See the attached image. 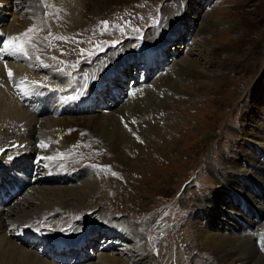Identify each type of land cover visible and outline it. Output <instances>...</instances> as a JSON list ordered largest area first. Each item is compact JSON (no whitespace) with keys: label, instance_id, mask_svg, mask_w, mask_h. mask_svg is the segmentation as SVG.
Returning <instances> with one entry per match:
<instances>
[{"label":"rangeland","instance_id":"rangeland-1","mask_svg":"<svg viewBox=\"0 0 264 264\" xmlns=\"http://www.w3.org/2000/svg\"><path fill=\"white\" fill-rule=\"evenodd\" d=\"M6 1L7 6L6 4L5 6H0L1 30L4 31L10 24L14 25L15 21V25L17 24L18 27H21L20 24L25 26V24L20 22L28 20L29 14L30 16H34L33 11L32 13L29 12V9L22 11L19 7L13 9L11 7V0ZM24 1L28 3L25 4L27 7L32 4V0ZM47 1H49V5H47L51 9V11L44 10L43 12L44 22H47L44 25L36 26L35 32L31 36L35 44H40L39 48L35 49L36 52L45 48V54L36 53L40 57V60L39 62H32L33 67L40 70L39 67L42 65H50L51 67H56L58 70V73L56 71L57 74L54 76L55 78H53L51 74L55 73V70L51 69L50 71L53 73H49L46 67L42 66L45 69H41L40 73L47 85H57L60 82H65L67 88L76 70L80 72L83 67H89L95 58H100V55H109V58H112L113 62L107 63L106 66L116 63L117 61H114V59L126 58L127 53L123 51L129 47L128 44L134 50L136 47H140L142 42L149 41L150 37H154L156 34L153 36V32H156L157 36L158 34L159 36L162 34L165 37L164 31L167 29L169 32L168 28H173V23L180 24L183 29L179 26L173 28L170 31L173 33L171 34L172 39L175 38V40L165 39V41L167 40V45H165L167 48L165 51L167 59L171 60L173 58L171 56L173 51L177 50L178 53L174 54L175 59L173 61L177 59L189 60L191 58L199 62L201 58L196 57L198 53L196 47L199 43L200 46L212 44V49L215 53L219 52L229 55V59L226 62L222 63V61H218L219 65L214 64L215 67L211 69V73L213 74L211 84L197 76L196 78L189 77L183 81V86L177 91L178 94L171 95V92L168 93L172 97L170 102L167 103L168 109L161 107L159 108L161 111L156 112L157 115L155 114L153 118L150 117V124L158 125L157 127L159 128L158 132L152 135L153 147L158 146L159 149L158 151L151 149L153 153L148 152L149 150L146 151L144 162L143 164H139L140 166L136 172L129 171L128 173L126 170L121 171L116 167L118 166L116 155H112L110 156L111 159L109 157L106 161L109 164L107 165V169L100 170L98 173V176L101 175L102 182L96 185V189H94L96 193L85 190L86 196H90L94 201L93 204L89 203L84 207V209L88 208V210L87 214L81 215V224L83 226L77 224L81 232L84 233V228H87L86 221L89 220H91L92 224L97 223L98 227L105 226L107 222L103 218L104 216L108 219L109 217L113 219L116 226L119 225V229L125 226L129 232L131 231L130 229L134 228L132 231L138 232L139 235L136 234V236H138L137 239H140L137 240L135 234L128 233L125 235L121 233V235L119 231L114 236L102 234L95 245H90L91 248L85 249L83 253L87 256L83 255V261L75 263L88 264L94 261L100 253H113L114 256L126 259V261L138 260L139 257L143 256L144 262H154L156 264H218L217 258L214 257V254L210 253L202 238H199L197 235L195 236L194 233L195 223L202 228V232L209 231L208 225H204V220L202 219H200L201 223L195 222L191 210L196 207V202L200 203L207 196L208 198L210 197L209 200H212L213 195L209 194L217 193L219 189H222L221 183H223L222 179L225 177L233 179L232 176H234L237 187L240 189L241 182L246 180L247 176L252 182L254 181L253 183H257L256 181L261 182L263 185L262 192L264 190V169L252 170V172H256L253 174L254 176L261 175L259 180L249 177L247 173V175L244 173L246 171L249 172L250 168L254 166L251 162L264 166V152L262 153L264 145L260 146L261 143H264V0H193L196 6H198L197 14L185 13L183 0H125L105 9L97 21L85 24L86 26L82 22L77 26L78 22L76 19L75 21L71 18L68 19L69 16L65 14L66 10L64 11L63 8L58 6L55 10L57 7L54 4L56 3L55 0ZM15 2L19 4L21 0H16L13 4ZM61 3L63 4V2ZM67 3L65 0L64 4L68 5L69 3ZM71 4L73 6L72 2ZM52 6L54 9H52ZM2 8L3 10H1ZM56 11L59 12V17H54ZM63 11L64 13H62ZM170 12H173V15ZM14 16H16L15 19H13ZM102 21H108L107 31H105V26L101 23ZM202 26L206 27L201 32L200 27ZM146 34H149V37ZM178 36L179 38H176ZM196 36L198 37L197 39L195 38ZM57 37L65 39H57ZM213 46L215 47L213 48ZM191 49H193L195 54L190 53ZM81 50H84L83 53ZM2 55L0 59H4L2 57H4L5 53ZM53 57L55 59H52ZM18 58L22 59L21 55H18ZM44 58H46L44 61L50 64H45L43 62ZM132 60L126 59V61ZM0 61L5 62L6 60ZM140 62L137 65L145 64L143 60ZM163 63V61H160L155 63V66H161ZM71 64L73 67H71ZM129 64L128 71L123 70L119 72V75L120 73L124 76L126 74V80L120 78V81L124 82V86L120 87L123 91L120 90L119 94L126 95L124 89L129 84L128 81L133 82L132 73H135L134 68H139V66L133 67L132 62ZM72 68L75 70L73 74H71ZM59 69H63V71H59ZM43 71H46V73ZM167 71L168 69L164 66L163 70L151 72L153 73L151 75L152 78H147L148 83L146 82L141 89L145 86H152V83L157 80L156 78L162 76L164 73L166 74ZM68 73L70 74L69 76ZM63 76H67L69 83L65 80L66 77ZM62 80L65 81L62 82ZM134 80L135 83L138 81L137 79ZM12 82H10V85ZM116 84L120 86L122 83L120 84L118 81H115L114 84L109 83L112 87H117L114 86ZM64 87V84L57 86L55 93H58V90L61 89L62 93L59 92V94L63 95L66 89ZM10 91L12 92V90ZM162 94L163 91L159 95L163 96ZM12 95H14V91ZM53 96L55 95L51 94V97ZM33 97L30 99L35 101V96ZM125 99H127V96H125ZM37 106L38 104L35 107L36 109L41 108V105ZM19 107L24 109L20 105ZM77 107L76 109L80 110ZM44 110L45 114L43 117H39V120L35 123L36 128L44 124L45 118L48 120L53 119L50 115H53L54 109L50 107V103L46 104L45 102ZM64 113V110H61L59 114L68 115ZM161 113H163L162 116H160ZM136 114L140 116L138 111ZM5 124L7 125V123ZM17 126L16 123L14 126L13 124H8L6 129H1L0 127V147H5V152H1L3 154L2 156L0 155V177L3 176V173L12 172L9 168L11 170L16 169V166H14L17 164L16 162L8 165L9 161L3 158L9 156L13 149L5 145H10L13 142V136L16 138L24 134V128ZM142 126L145 127L146 124L142 123ZM26 129L28 130L27 127ZM42 132L46 131L42 129ZM37 136L42 137L41 135ZM26 141L27 147L23 149H30L33 148L32 143L33 141L36 142V139L31 141L30 138L26 139ZM43 142L45 145L43 147L41 146V142L34 145L36 149H44L41 152L36 150V152L40 156L42 155V158L52 156L48 154L52 150H46L48 143L46 141ZM16 143L19 144L21 142L16 141ZM142 146L145 148L144 143ZM18 148L19 145L14 147L15 150ZM6 152L9 154H6ZM75 154L79 155L80 152L78 151ZM35 156L37 155L35 154ZM33 158L34 156L29 158L27 161L28 165L24 166V169L25 175H27L28 171L32 172L34 170L33 175L36 178L37 174L46 172L42 170L45 167L37 168V165L34 166L32 164L33 161L31 159ZM18 160H20V163L17 166L22 170V165H25V162L21 158L16 161L18 162ZM50 162L52 161L42 159L40 164L48 165ZM84 165L88 164L85 163ZM52 172V169H50V173ZM112 173H116L117 175H113ZM241 175L244 176L241 177ZM43 176L53 178L55 175L44 174ZM80 177L77 178L78 181L76 179L71 180L68 183L60 184V187H63V185L78 187L82 180L90 181L92 179L90 173L85 175L86 179L82 176ZM248 180L247 183H250ZM11 182H14V179ZM15 182L22 187V191L19 195H16L15 199L13 198L14 202L16 200H23L24 197L28 196H33L35 199L31 206L27 204L24 207L17 208V211H14V214L6 221L7 224H11L32 212L35 213L32 217H27L26 224L29 223L31 225L39 220L38 218L33 219L35 215L43 213L42 211H37L41 207V203L38 202L42 199L39 193L48 194L49 192L46 196V202L52 203V207L55 206V209L62 202L60 201L62 200L61 198L66 199V196L67 199L74 198L72 192L63 194L59 192L61 195L65 194V196L57 197L50 193V191H40L36 180L31 184L27 182L28 186L25 187H23L22 181L15 180ZM55 185L59 186V184ZM84 188L89 189L88 187ZM6 189L8 190V188ZM21 196L22 198H20ZM14 202H10V206H13ZM96 205V211H103L102 216L89 209ZM8 207L9 205L7 204L3 208ZM240 207L242 206L240 205ZM62 210L59 209L61 213ZM26 211L28 212L27 214ZM68 213H65L67 217L59 215L57 217H64L68 220L70 218L68 215H72L71 219L73 220L77 216V214L70 215V212ZM221 215L219 214V216ZM53 222L55 223L56 221ZM26 224L21 225V227L23 226L24 228ZM122 224L123 226H120ZM147 230L150 232L148 233ZM216 230H220L223 233L221 227L215 228L211 226L210 231L214 233ZM62 232L63 230L57 231L67 241L73 240L74 236H72V233ZM225 233H228V231H225ZM125 236L131 237L128 240ZM260 236L264 238L263 235ZM47 237H50V235L47 234ZM14 242L16 243V241ZM243 242H247L246 239H243ZM27 243L31 244L30 242ZM34 245L36 246V244H31V250L33 251L40 247V244H38L33 249ZM93 246L95 247L94 249L92 248ZM73 256V260L77 259V256L80 257L76 253H73ZM45 259L48 260V258Z\"/></svg>","mask_w":264,"mask_h":264},{"label":"bare ground","instance_id":"bare-ground-1","mask_svg":"<svg viewBox=\"0 0 264 264\" xmlns=\"http://www.w3.org/2000/svg\"><path fill=\"white\" fill-rule=\"evenodd\" d=\"M14 1L11 0V7L13 9H17L18 7L21 8L22 11L29 9V12H34V16H30L29 14V17L27 18L28 20L20 22L25 24V26L21 24V27H18L17 24L16 26V21L14 20V25L10 24L4 29V31L0 28V35H2L0 36V48H3L2 43L9 37H15L19 36L21 33H25L32 25H44V23L47 21L44 22L43 12L44 10L51 11V9L48 7L49 1L47 0H32V4L28 7L25 5L28 3L25 1L23 2V0H21V3L19 4L17 2L13 4ZM55 1L56 3L54 4L57 6L55 10L58 8V6L63 8L64 11L66 10L65 14L69 16L68 19L71 18L72 20L74 19V21L76 19L78 22L77 26L81 22L84 24V26H86L85 24H91L97 21L105 9L109 8L113 4H116L117 2H122L125 0H69V4L67 3L68 0H66L68 5L64 4L65 0ZM6 2V0H0V6H5ZM61 2H63V4ZM71 2L73 3V6ZM183 2L185 13L190 12L192 14H197L198 6H196V3L193 0H183ZM187 2L189 3L187 4ZM41 4H43V6H41ZM52 9H54L53 6ZM1 10H3V8ZM64 11L62 13H64ZM185 13L183 14L185 15ZM170 14L173 15V12H170ZM54 15V17H59V12L56 11ZM66 15L65 17L67 18ZM15 18L16 16L13 17V19ZM177 26L183 29V27L178 23L172 24L173 28ZM205 27H200L201 32L205 29ZM173 28H168L169 32L167 29L164 31L165 37L162 34L160 36L158 34L157 36V33L153 32V36L156 34L154 37H150L149 41L142 42L141 46L136 47L134 50L132 49V46L128 44L129 47L125 49L123 48V52L127 53L125 56L126 58H119L118 60L114 59V61H117L116 63H111L106 66L107 63L113 62V59L109 58V55H103L104 57L100 55V58H95L89 67H83L80 72L79 70H76L74 77H71L70 83L66 77L65 80L67 83H69V86L66 88L67 85L64 82L65 80H62V82H64L63 84L65 85L64 88H66L63 95L59 94L61 89H59L60 91L58 90V93H55V89L49 90L50 97L48 96V101L50 102V107L54 109L53 115L50 116L53 117V119L48 120L45 118L44 124H39V128L35 127V123L39 120V117H43L45 114L44 105L47 98L43 101L39 99V102H41L38 103V106L41 105V108L37 109L40 110V113L38 112L39 114L35 116L34 114L29 113L28 109L25 110L19 107L20 104L14 99L12 92L10 91L12 89H10L8 85H10V82L13 80L23 79L26 81V85L18 83V85H20L18 87L19 91L22 92L24 86H30L33 81L47 86L46 81L43 80L44 78L42 79V74L40 73L41 69L37 70L32 65L34 59L35 62H39V60L36 59V53L45 54V48L36 52L35 49L39 48L40 44H35V41L31 39V44L34 45V47L28 48V57H25L21 54L11 55L8 52L0 53V58L1 55L5 53L4 57H2L4 59L0 60H6L5 62L0 61V127L1 129H6L8 124H13L14 126L17 123L19 128L21 126L24 128V134L22 136H17L16 138L13 136V142L17 141L25 143L27 142L26 139L31 138V141L36 139V142L33 141L32 143L33 148L23 149V147H19L17 150L13 148L9 156L11 157L13 154L21 155L20 158L25 162V165H22V171L25 170L24 166L28 165L27 161L32 156H34V158L31 159V161H33L32 164L35 165L39 162L40 165L42 155L40 156L36 150L41 152L44 149H36L34 148V145L43 140L48 143L46 150H52L49 153H52L57 158L58 163L60 162L59 165L50 168L52 171H56L52 173H57V171L60 173L62 170L67 172V174H65L66 176L55 174L53 178L43 176L45 173H35L38 176L34 178L35 175H33V170L32 172L30 171L27 173L28 176H26L24 179L19 178L18 180L22 181V185L25 187L28 186L27 182L30 184L33 182L29 178L33 177L34 180H36V184L39 185L40 191H50V193L57 197L65 196V194L61 195L59 192H62V194L72 192L74 197L71 198L70 196L71 199H67L66 196L67 200L61 198L62 200L60 201L62 202L59 203V207L55 209V206L52 207V203L49 204L46 202V196L49 194V192L48 194L43 192L39 193L40 198L42 197V199L38 203H41L40 206L42 208L40 207L39 209L37 207V211H42L43 213L40 212L41 214L35 215L33 217V219L38 218L39 220L35 221L31 225H29L28 222V224H26L25 221L27 220V217H32L35 213L32 212L30 214L26 211V214L28 213L30 215L27 214L21 219L14 221L11 224H7L6 221H8V218L14 214V211H17V208H20L21 206L24 207L27 204L28 206H31L35 198L33 196H28L24 197L23 200H16L14 202L16 195H19V193L22 191V187L17 185L15 180L14 182H11L12 179H4L0 183V187L2 186L0 191H3L4 194L0 200V264H75L77 262L83 261V255L85 257L87 256L83 253L85 249L91 248L90 245H95L99 236L102 234L106 236L107 234L114 236L117 235V231H119L120 234L122 233L125 235L128 233L132 235L135 234L137 239L138 236H136V234L139 235V233L132 231V229H134L132 228L133 225H131L132 229H130L131 231L129 232L126 227L123 226V224L120 225L123 227L119 229V225L116 226L115 221H113V219L110 217L108 219L103 216L107 223H105V226L103 225L100 227L96 225L97 223L92 224L91 220L86 221L87 228H84V233L80 231V228L77 226V224H79V226H83V224H81V215L85 214L88 210V208L84 209V207L89 203L93 204L94 201L90 196H86L85 190L92 192L94 191L96 193L94 190L96 189V185L102 182V179L100 178L101 175L98 176V173L100 170L107 169V165H109L106 162L107 159L112 155H116V161L118 163V166L116 167H118L121 171L126 170L128 173L129 171L136 172L137 168L140 166L139 164H143L144 162L143 160L145 158L146 151L149 150L148 152H152L151 149H153V151H158L159 149L158 146L153 147L152 141V135L157 133L159 128L157 127L158 125L150 124V117L153 118L155 114L157 115L156 112L161 111L159 108H167V103H169L172 98L168 93L171 92V95L178 94L177 91L181 86H183V81L189 77L196 78L197 76L198 78L203 79L204 81L211 84V80L213 79L211 69L215 67L214 64L216 63L219 65L220 63L218 61H222V63H224L229 59L228 54H221L219 52L215 53V51L212 49V44L200 46V43L196 47V51H198L196 57L201 58L199 62L191 58L189 60L177 59L173 61L175 59L174 54L178 53L175 49L171 55L173 58L171 60L167 59L165 56V51L167 49L165 45H167V40L165 41V39L175 40V38L172 39L171 34L173 33L170 31ZM32 32H35V30L33 29ZM31 33H29V36L21 37L20 40L12 41V43L19 44L24 40H28L29 37H31ZM40 35H42V33H40ZM147 35L149 37V34H146V36ZM42 37H44V35H42ZM176 38H179V36ZM195 38L197 39L198 37L196 36ZM214 47L215 46H213V48ZM190 53L195 54L193 49L190 50ZM128 54H130L129 57ZM18 55H21L22 59H19ZM45 59L46 58L43 60ZM126 59L133 60L126 61ZM141 60H143L145 64L137 65L138 63H141ZM160 61H163L164 63L161 66H155V63ZM130 62H132L134 65L133 67L139 66V68H134L135 73H132L133 82H129L127 80L129 84L127 83L128 85L124 89L126 91V95L119 94L120 90L123 91L121 88L124 86V82L120 81V78L126 80V74L125 76L122 73L119 75V72L123 70L128 71V65H130ZM164 66L168 69L167 73L157 77V80L152 83V86H145L143 89H141V87H143L148 81L147 78H152L151 75L153 73L151 72H155L157 70L160 71L161 69L163 70ZM108 68L109 70L107 71ZM8 69H11L13 72L12 79H10L8 75L7 79L4 78L6 74H8ZM134 79H137L138 81L135 83ZM115 81H118L120 84H122L120 86H118V84L114 85L117 87H112L109 85V83L114 84ZM81 91H84L85 94L81 96L80 99H66V97L74 96L77 92ZM162 91L163 96H160L159 94ZM51 94L55 96L51 97ZM33 96H35V101H37L38 99L35 93L31 94V98H34ZM125 96H127V99H125ZM76 107L80 108V110H77ZM61 110H64V112L68 115L59 114ZM137 111L140 116H137ZM121 118H123V122ZM133 120L135 123H133ZM2 123H7V125H2ZM125 123H127V127H125ZM142 123H145L146 126L141 127ZM42 129H44L46 132H42ZM36 135H41L42 137H36ZM137 137H139L138 140ZM51 142L55 144H52ZM143 143L145 144L146 150L144 146H142ZM262 145H264V143H261L260 146ZM27 150L29 151L26 153ZM69 150H73V152L78 150L80 154L74 155L72 158V156L66 152ZM263 152L264 151H262V153ZM6 154L9 153L6 152ZM35 154L37 156H35ZM63 155L64 157H62ZM80 155H83V157L77 160L76 156ZM254 158L256 159L255 155ZM15 162L17 163L14 165L16 166L15 170H21L17 166L20 163V160ZM85 163L88 165H84ZM251 164L254 166L250 168L249 172L245 170L246 172L244 173L245 175L248 174L249 177L259 180L261 175L254 176L253 174L256 172L254 173L252 170L257 171V169H264V166L261 164H256L255 162H251ZM46 167L48 166L46 165L45 168L42 169L43 172L45 171ZM9 170L11 169L9 168ZM89 173L91 174L92 179L90 181L81 179L82 182L78 187L73 185L68 187L63 185V187H60V184L68 183L75 179L77 180V178L80 176L85 178V175ZM83 174L85 175L83 176ZM243 176L244 175H241V177ZM232 178L233 179H231V177H225L222 179V189H219L217 193L209 194L213 195L212 200H209L210 197L208 198L207 196V198L201 200L200 203L196 202V207L194 206L195 208H192L191 212H193L194 221L201 223L200 219L204 220V225H208L209 230L202 232V228L195 223V236L197 235L199 238H202L203 243L207 245L210 253L214 254V257L217 258L218 264H264V256L259 253V249L256 247L258 242L256 240L257 237H261L260 235L264 236L263 185L259 181H256L257 183H253L254 181L252 182L250 178H247L246 176V180L241 182L239 189L234 176H232ZM247 179H249L248 181L250 183H247ZM7 182H11L9 185V190H7L6 186L4 185ZM13 184H15V186L11 187ZM55 184H59V186H56ZM83 185L89 189H85ZM20 198H22V196ZM10 202H14L13 206H10ZM7 204L9 207L3 208ZM240 205L242 207H240ZM96 208L97 205L89 209L91 211L93 210V212L99 213L102 216L103 211L101 210L102 212H98L96 211ZM101 208L103 209L102 206ZM59 209H63L62 213L59 211ZM64 212H70V215L77 214V216L73 220L71 219L72 215H68V217H70L68 220H66L64 217H57L58 215L67 217ZM219 214L222 215L219 216ZM207 220H209V222H207ZM53 221L56 222L54 223ZM16 222L20 225H15L14 223ZM131 223L133 224V222ZM23 224L29 225L30 227H26L25 225L23 228V226L21 227ZM211 226L215 228L221 227L224 234L221 233L220 230H216V232L213 233L210 231ZM61 230H63L62 233H72V236L74 237L72 238L73 240L71 243L73 245L70 243V241H67L61 237L59 233H57V231ZM225 231H228V233H225ZM149 232L150 231H148V233ZM262 232L263 234H261ZM47 234H49L50 237H47ZM130 237L131 236H125V238L128 240ZM15 238H18V240ZM139 239L140 238L137 240ZM243 239H246L248 243L243 242ZM13 240L16 241V243ZM46 240H48L50 243L46 244H49L50 246L53 245L51 250L47 249V252L44 250L40 251V249L38 251L31 250V244H35L36 242L40 241L43 245L45 244ZM27 242H30L31 244ZM59 248H63L65 251L55 252L56 250H60ZM92 248L94 249L95 247L93 246ZM73 253L80 255V257H76V261L73 260ZM45 258H48V260ZM143 259L144 257L142 256L139 257L138 260L126 261V259L124 260L123 258L114 256L113 253H100L94 261L88 264H156L154 262H144Z\"/></svg>","mask_w":264,"mask_h":264},{"label":"snow or ice","instance_id":"snow-or-ice-1","mask_svg":"<svg viewBox=\"0 0 264 264\" xmlns=\"http://www.w3.org/2000/svg\"><path fill=\"white\" fill-rule=\"evenodd\" d=\"M101 23L105 26V31H107L108 21H102ZM35 28H36V25H32L25 33H21L19 36H15V37H9L7 40L4 41L3 48H0V53L8 52L11 55L21 54V55H24L25 57H28V48L34 47V45L31 44V37H29L28 40H24L19 44H14V43H12V41L20 40L21 37L29 36V33H31L33 31V29H35ZM50 35H51V33H50ZM57 39H65V38L57 37ZM83 51L84 50H81L82 53H83ZM36 59L40 60V57L37 56ZM52 59H55V57H53ZM42 66L51 67L50 65H42ZM59 71H63V69H59ZM8 77L10 79L13 78V72L11 69H8ZM20 83L26 85V81L23 79L21 80ZM19 86L20 85H18V87ZM42 87H45V85L39 84L37 82H32L30 86H26L23 89V94L28 95V94L36 93ZM85 91H86V89H85ZM84 94H85L84 91L77 92L76 95L66 97V99L77 100V99H80L81 96H83ZM161 115H163V113H161ZM121 119L123 122V118H121ZM133 123H135L134 120H133ZM127 126H128L127 123H125V127H127ZM137 139H139V137H137ZM41 146L42 147L45 146L43 141H41ZM0 151H3V149H0ZM11 158L12 157H9V159H11ZM42 159L54 161L55 157L49 156V157H44ZM108 167H110V166H108ZM112 174L117 175L116 173H112ZM26 227H30V226L26 225Z\"/></svg>","mask_w":264,"mask_h":264}]
</instances>
